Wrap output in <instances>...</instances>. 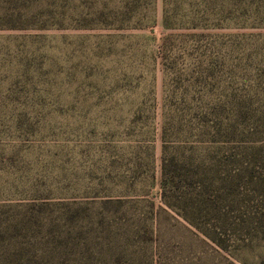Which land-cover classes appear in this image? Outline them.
Masks as SVG:
<instances>
[{
  "label": "rangeland",
  "instance_id": "374dc122",
  "mask_svg": "<svg viewBox=\"0 0 264 264\" xmlns=\"http://www.w3.org/2000/svg\"><path fill=\"white\" fill-rule=\"evenodd\" d=\"M0 264H264V0H0Z\"/></svg>",
  "mask_w": 264,
  "mask_h": 264
},
{
  "label": "trees",
  "instance_id": "16d2710c",
  "mask_svg": "<svg viewBox=\"0 0 264 264\" xmlns=\"http://www.w3.org/2000/svg\"><path fill=\"white\" fill-rule=\"evenodd\" d=\"M194 168L199 169L196 159H193L191 155H181L179 157H168V151L166 146L163 147L161 173L158 180V202L159 205L169 207L180 215L187 223L194 226L200 232L203 233L208 239L215 242L221 247L222 241L218 237L221 226L225 224L223 220L217 219V225L201 230V218L203 215L220 214L222 209L221 205L213 202H208L213 207H204L206 203V197L210 198V194L213 193L216 200H220L221 195L218 188H213L211 184L207 183V177L199 173V170L194 171ZM197 187L198 191H195V195L186 188ZM194 187V188H195ZM194 196V198H192ZM202 200V201H199ZM224 208V207H223ZM220 211V212H219ZM246 222V220H243ZM241 226L240 223H235V230H241L237 228ZM205 228V227H204ZM246 227H244L245 229ZM224 230V228H222ZM247 230L249 225L247 224Z\"/></svg>",
  "mask_w": 264,
  "mask_h": 264
}]
</instances>
